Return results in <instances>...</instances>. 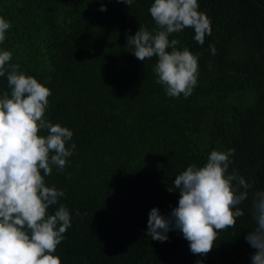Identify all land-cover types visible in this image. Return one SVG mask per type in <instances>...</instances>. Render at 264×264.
<instances>
[{
	"label": "trees",
	"instance_id": "obj_1",
	"mask_svg": "<svg viewBox=\"0 0 264 264\" xmlns=\"http://www.w3.org/2000/svg\"><path fill=\"white\" fill-rule=\"evenodd\" d=\"M153 2L0 0L11 23L0 50L50 89L45 117L69 128L66 146L76 145L63 172L54 167L45 178L65 192L59 204L71 214L54 255L61 264H251L252 193L264 190V0H198L211 20L204 44L191 28L169 37L198 56L187 98L167 96L155 82L156 57L141 62L127 46L140 26L156 28ZM229 149L228 172L253 185L235 227L218 233L206 257L192 254L179 231L165 242L147 237L150 210L167 216L178 206L174 178Z\"/></svg>",
	"mask_w": 264,
	"mask_h": 264
},
{
	"label": "clouds",
	"instance_id": "obj_2",
	"mask_svg": "<svg viewBox=\"0 0 264 264\" xmlns=\"http://www.w3.org/2000/svg\"><path fill=\"white\" fill-rule=\"evenodd\" d=\"M117 2L133 4V0ZM198 9V0H154L148 11L156 28L149 31L140 26L126 38L139 61L156 57L155 82L169 97L187 98L197 85L198 56L187 47L179 49L180 41L169 37L191 28L194 40L203 45L212 32L211 20ZM99 10L106 7L101 5ZM10 28L11 23L0 16V44ZM209 48L217 54L215 45ZM11 60V51L0 50V77L6 76L7 81V90L0 94V264H61L54 253L71 227V214L59 204L65 192L47 186L45 178L54 167L63 172L76 148L74 143L66 146L73 132L46 119L50 89ZM234 153L235 149L212 150L203 166L192 164L178 174L173 181L178 206L167 216L152 208L146 236L165 242L170 231H179L192 254L206 257L218 233L234 228L244 215L240 205L253 187L235 170L228 172ZM56 205L49 213V207ZM250 211L254 228L245 240L254 250L251 264H264V190L252 193Z\"/></svg>",
	"mask_w": 264,
	"mask_h": 264
}]
</instances>
